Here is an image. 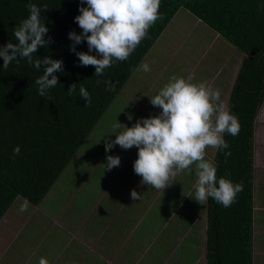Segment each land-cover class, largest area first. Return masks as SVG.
<instances>
[{"label": "trees", "instance_id": "trees-1", "mask_svg": "<svg viewBox=\"0 0 264 264\" xmlns=\"http://www.w3.org/2000/svg\"><path fill=\"white\" fill-rule=\"evenodd\" d=\"M28 2L0 0V46L9 40L16 42L13 31L29 15ZM31 2L41 7V22L49 29L45 39L51 37L53 41L47 47L38 48L33 59L51 56L62 60L63 71L56 73L59 83L49 90V100L38 94L35 84L43 68L36 70L26 59H21L19 64L13 61L3 69L0 58V222L17 196L40 205L96 122L124 91L123 86L132 78L167 24L180 8H184L190 14L183 16L191 15L200 25L210 27L243 53L227 102L238 119L240 130L236 136L225 134L229 147L215 150L212 161L217 167L218 178L241 183L243 191L227 208L208 199L205 247L206 264H252L253 137L258 108L264 100V0H161V18L149 29L148 37L127 61L114 62L102 77L94 75L93 66H80L78 57L70 51L73 41L68 33L82 31L74 20L79 15L80 0ZM44 6L47 11L43 10ZM76 49L89 51L86 42L77 44ZM97 80L111 81L115 90L107 91ZM73 83H76L77 92L70 96L67 90ZM81 84L91 95L88 107L78 95ZM17 145L20 153L14 156L13 149ZM226 152L230 155H225ZM190 181L186 179L185 186ZM168 196L161 199L165 206L180 197L174 193ZM188 198L184 205L196 203ZM161 207L162 217H157L158 221L166 214ZM165 236L167 245L168 236Z\"/></svg>", "mask_w": 264, "mask_h": 264}, {"label": "clouds", "instance_id": "clouds-1", "mask_svg": "<svg viewBox=\"0 0 264 264\" xmlns=\"http://www.w3.org/2000/svg\"><path fill=\"white\" fill-rule=\"evenodd\" d=\"M160 4L161 0H80L79 15L74 20L82 31L68 33L73 41L70 51L76 54L80 66H93L94 75L102 77L114 62L127 61L148 37L149 29L161 18ZM26 8L29 15L13 31L16 42L9 40L0 46L2 68L7 69L13 61L19 64L21 59H26L36 70L43 68L35 84L38 94L51 100L48 92L59 83L56 73L63 71V61L51 56L33 59L38 48L47 47L53 41L51 37L45 39L49 29L41 22V7L29 0ZM43 10L47 11V6ZM83 42L87 43L88 52L77 51L76 45ZM93 51L95 55L91 54ZM138 70L149 72L151 68L148 63H142ZM101 83L107 91L115 90L111 81L97 80V84ZM67 92L70 96L76 94V83L71 84ZM78 95L86 107L91 105V95L83 84ZM149 99L159 113L141 118L131 127L124 125L119 132L115 130L121 129V123L114 124L115 140L107 141L106 153L116 145L124 150L136 147L133 170L141 177L140 184L162 192L177 181L179 174H192L194 170L196 179L191 199L204 205L212 198L230 207L243 191V185L225 177L218 178L217 167L206 158L209 148L229 147L225 134L236 136L240 130L238 119L221 100L219 89L207 81L194 82L192 75L186 78L173 75ZM19 153L17 145L13 155ZM120 163L118 155H107L105 169L119 167ZM140 196L136 189L131 190L133 201ZM28 207L29 201L25 199L19 211L25 212ZM38 264H48V261L41 257Z\"/></svg>", "mask_w": 264, "mask_h": 264}, {"label": "crops", "instance_id": "crops-1", "mask_svg": "<svg viewBox=\"0 0 264 264\" xmlns=\"http://www.w3.org/2000/svg\"><path fill=\"white\" fill-rule=\"evenodd\" d=\"M178 20L181 21L180 23L184 22L183 19L178 18L176 21ZM175 23L170 25V27L174 25L175 28L170 29L172 32H167L169 37L172 36L170 33L178 28ZM147 55L144 56L137 70L142 63H148L145 60ZM241 61L242 59L231 77L225 78L217 88L220 91L221 100L226 105ZM148 64L151 71L138 70L139 72L132 76V78H150V83L144 88V93H147V95L143 94L144 100L149 95L154 96V80L166 72L164 66L161 70L160 67L153 65V61ZM189 74L183 73L181 76L186 78ZM158 113L159 109L156 115ZM253 141L251 253L252 264H264V100L258 108L255 119ZM209 152L212 162L215 150L209 148L206 156H209ZM108 175L110 180L105 186L106 191L95 199L91 210L92 220L88 218L87 222L85 215L81 216L76 219V226L72 230L67 229L58 217H49L46 213L44 214L46 218L31 221L32 218L17 219L13 209L7 210L0 222V228L4 233L0 237V264H38L41 257H44L48 264H198V262L206 264V204L200 205L196 202L194 206L190 203V205H184L185 200L187 201L194 192L193 185L196 179L194 171L192 174L187 173V176L184 173L179 174L176 177L177 181L164 192H156V189L140 184V176L134 179L119 178L117 182H114L115 178L112 179L110 173ZM186 179L192 181L185 186ZM110 181L112 184L108 186ZM187 187L193 190L188 193ZM132 189L141 193L138 199L140 205L129 209L126 205L135 204L138 201L131 199ZM170 193L180 197L178 201L175 200L170 203L171 205L165 206L161 199ZM112 201L114 202L113 211L108 216H99L101 212H105V207L104 210L102 207L112 204ZM147 206L149 207L145 211ZM160 206L163 211H166L164 219L158 221L156 217L154 228L150 232L148 230L149 234L143 238L140 233L141 218L144 220L145 215L150 214L152 207L155 213L157 211L158 216ZM33 207L38 209L39 206L33 205ZM181 210L183 212H180ZM126 211L130 213L129 216L125 215ZM177 212L184 215L180 216ZM96 216L100 220L94 221ZM165 221H167L165 226L161 228L160 225ZM90 226L92 231L89 232ZM137 233H140V237L135 236ZM165 234L168 236L167 245L164 240ZM120 240H124L125 243L119 242ZM52 243H56L54 251L49 249ZM88 244L89 246L98 244L102 248L94 246L98 248V253L93 252L88 250ZM116 246L120 251L117 253L118 257L114 255ZM199 254L201 258H198Z\"/></svg>", "mask_w": 264, "mask_h": 264}, {"label": "rangeland", "instance_id": "rangeland-1", "mask_svg": "<svg viewBox=\"0 0 264 264\" xmlns=\"http://www.w3.org/2000/svg\"><path fill=\"white\" fill-rule=\"evenodd\" d=\"M183 14L190 13L184 8H180L176 12L151 47L145 59L148 63H152L153 61V65L157 68L160 67L161 70L162 66L166 68L164 70L166 72L160 78L154 80L153 95L158 93L159 89L168 82L171 76L176 75L179 77L183 73H190L189 76H194V82L207 81L213 88L218 83L217 89L225 78L231 77L233 71L236 70L237 64L242 59L243 54L223 37L216 34L210 27L205 28L198 23L200 21L197 22L191 15L183 16ZM178 18L183 19L185 25L180 26L181 21H176ZM173 23L178 28L174 29L173 33H170L172 32L170 29L175 28L174 25L170 27ZM168 31H170L171 37L167 35ZM191 67L192 70L190 71ZM138 72L136 70L134 74ZM149 83L150 78L134 77L128 79L123 86L124 91L115 97L101 118L96 122L86 140L69 161L57 181H55L38 209L29 203L27 211H19L20 205L25 199L17 196L8 210L13 209V213H15V216L17 215V219L32 218L31 221L46 218L44 215L46 213L49 217H58L69 230H72L76 226V219L81 216L85 215L87 222L88 218L92 220L91 210L94 207L95 199L106 191L105 186H107V181L110 180L108 173H110L112 179L115 178L114 182H117L119 178L134 179L138 177L133 170V162L137 158L138 149L133 147L130 150H124L119 145H116L106 153L105 144L109 139L115 140L114 124L121 123V129L115 130L119 132L123 129L124 125L131 127L141 118L156 115L158 108L153 107L149 99L152 96L149 95L146 100L143 99V94L147 95V93H144V88ZM120 94L123 96H120ZM107 155H118L121 160L120 166L111 170L105 169L104 164L106 163ZM208 155L206 158L210 160V152ZM184 174L187 176V172ZM111 184V181L108 182V186ZM186 190L189 193L193 189L187 187ZM193 196L194 192L190 198ZM190 201L196 202L193 199ZM113 204L114 202L112 201V204L109 203L103 206L102 208L104 210L105 207V212H101L99 216H108L113 211ZM135 205H140V201L138 200L135 204L126 205V207L132 209ZM193 206L192 208L194 209ZM148 207L145 208V211ZM125 215L129 216L130 213L126 211ZM145 216L144 220L141 218L142 223L140 226V233L143 238L154 228L155 218L161 217L160 214L157 216V211L155 213L153 207L150 209V214ZM97 220H100L98 216L95 217L94 221ZM166 222L160 225L161 228L165 226ZM91 228L92 226L89 227V232L92 231ZM193 230L195 231L194 227ZM140 233H137L135 236H139ZM3 234L0 228V237ZM98 234L101 235L102 233ZM119 242L125 243L124 240H120ZM94 246H97L99 249L102 248L98 244ZM94 246H89L88 250L97 252L98 248ZM49 249L54 251L56 243H52ZM115 250L114 255L118 257L117 253H120L119 248L116 246ZM201 254L198 255V258H201ZM11 259L16 258L11 257ZM198 264L201 263L198 262Z\"/></svg>", "mask_w": 264, "mask_h": 264}]
</instances>
